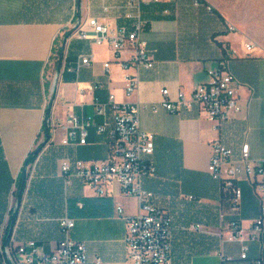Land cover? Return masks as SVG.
I'll list each match as a JSON object with an SVG mask.
<instances>
[{
  "label": "crops",
  "instance_id": "1",
  "mask_svg": "<svg viewBox=\"0 0 264 264\" xmlns=\"http://www.w3.org/2000/svg\"><path fill=\"white\" fill-rule=\"evenodd\" d=\"M128 1L77 0L74 5L71 0H0V264H6L1 251L6 246L35 242L39 255L55 252L65 237L59 225L65 217L75 221L69 237L85 244L90 261L128 264L127 226L117 208L136 216L138 200L124 196L118 184L100 196L77 177L67 182L61 173L64 162L107 158L114 114L98 116L94 100L106 102L109 94L120 104H139L140 127L154 138L149 161L155 173L142 186L152 194L151 205L171 217V264H264V227L259 240L250 238L252 224L261 217L259 198L243 178L242 201L234 208L208 173L210 144L217 140L237 154L248 144L251 159L264 160V0H198V6L196 0H141V38L155 62L151 70L124 69L132 60L130 49L115 60L109 44L79 38L82 26L90 31L89 18L112 30H131L136 21L126 17ZM247 44L253 45L251 52ZM226 49L234 52L228 68L240 84V114L219 131L196 106L177 114L160 107L163 90L177 102L179 94L189 99L207 84L208 72L218 68ZM85 57H91L89 66L82 65ZM128 78L139 80L131 96ZM95 86L101 88L94 91ZM50 111L62 122L72 114L91 118L88 144L63 146L58 135L29 165L18 199L25 162ZM104 122L107 131L99 135L96 126ZM13 217L12 230L6 232ZM232 223L243 231L240 241H229ZM243 247L248 250L245 260Z\"/></svg>",
  "mask_w": 264,
  "mask_h": 264
},
{
  "label": "built area",
  "instance_id": "2",
  "mask_svg": "<svg viewBox=\"0 0 264 264\" xmlns=\"http://www.w3.org/2000/svg\"><path fill=\"white\" fill-rule=\"evenodd\" d=\"M76 2L77 0H71ZM154 4H166L172 0H150ZM198 6L200 2L196 0ZM141 0H130L125 9L129 11L128 19L136 21L131 30L121 27L112 30L107 24L97 18H89L86 22L90 31H79V38L93 41L97 45L109 44L115 60H120L121 54L130 49L133 52L130 65H123L124 69L131 67L136 70L154 68L155 62L148 50L147 43L141 38L144 22L140 13ZM109 8H105L108 12ZM235 32L234 27H230ZM248 52L253 50L252 44H247ZM216 70L208 72L209 82L197 87L188 99L185 94H179L177 102L169 99V91L163 90V100L160 107L169 113L177 114L183 110L196 106L212 122L217 130H221L234 115L242 111L239 101L240 84L230 72L228 65L234 52L226 49ZM91 57L82 59L83 66H89ZM108 65L105 67L108 72ZM127 95H133L139 88L138 78L126 80ZM101 86L93 87L99 90ZM57 92V86L54 87ZM94 107L100 117H105L108 111L114 114V126L111 131L112 142L109 146L107 158L100 162L87 163L76 161L64 162L61 166L62 176L68 181L77 177L86 186L91 187L98 195L104 196L111 184H118L122 194L134 197L139 203V213L136 216H125L121 207L117 208L118 216L125 220L127 226V262L128 264H171L172 261V220L169 213L151 205L152 194L143 186V179L155 173L153 164L149 161L155 151L154 138L142 131L140 127L139 104H120L113 94H109L106 102L95 98ZM155 113L158 107H153ZM43 143L41 138L33 151H46L57 138L62 136V145L86 146L90 137V130L94 127L91 118L68 116L62 122L46 113L43 126ZM108 124L96 126V133L103 135ZM211 156L208 173L218 182L225 198H228L234 208L242 201L243 192L239 183L245 178L261 202V217L252 224L251 240H259L264 227V160H253L250 156V146L243 144L240 153L227 147L220 140L210 144ZM38 149V150H37ZM30 170V166H26ZM64 239L57 249L50 255H39L35 242L12 248L2 247V255L6 264H103L100 259L89 260L85 244L75 242L69 237L75 227V221L65 217L59 222ZM229 241L237 242L242 239L243 231L237 223L230 225ZM247 248H242L241 259L247 258ZM20 258V259H19Z\"/></svg>",
  "mask_w": 264,
  "mask_h": 264
},
{
  "label": "trees",
  "instance_id": "3",
  "mask_svg": "<svg viewBox=\"0 0 264 264\" xmlns=\"http://www.w3.org/2000/svg\"><path fill=\"white\" fill-rule=\"evenodd\" d=\"M39 154H40V151L39 150L38 151H33L30 154V156L28 157V159L26 160L25 166L23 168L22 176H21V179H20V181L18 183L17 190H16V194L18 196H19L20 189L22 188L23 182H25V184H26V179H27L26 166L33 164V162L37 159V157H38ZM24 190H25V186H24ZM13 224H14V217L10 219V221L8 223V227L6 228V232L11 228V226Z\"/></svg>",
  "mask_w": 264,
  "mask_h": 264
},
{
  "label": "water",
  "instance_id": "4",
  "mask_svg": "<svg viewBox=\"0 0 264 264\" xmlns=\"http://www.w3.org/2000/svg\"><path fill=\"white\" fill-rule=\"evenodd\" d=\"M63 51H64V48H63ZM62 61H63V53L61 52V54H60V56H59L58 72H60V70H61ZM49 113H50V112H49ZM24 186H25V182H23L22 188L20 189L18 199H20L21 196H22V194H23ZM11 230H12V227H11Z\"/></svg>",
  "mask_w": 264,
  "mask_h": 264
},
{
  "label": "rangeland",
  "instance_id": "5",
  "mask_svg": "<svg viewBox=\"0 0 264 264\" xmlns=\"http://www.w3.org/2000/svg\"><path fill=\"white\" fill-rule=\"evenodd\" d=\"M72 2H73V1H72ZM75 3H76V2H73L74 5H75ZM55 62H56V61H55ZM52 67H54V65H53ZM51 69H52V68H51ZM54 70H55V69H54ZM54 70H53V69L51 70V75H52V77H53V75H54ZM43 138H44V137L41 138L39 144H42V143H43ZM37 150H38V149H37ZM39 151H40V150H39ZM4 259H5V258H4Z\"/></svg>",
  "mask_w": 264,
  "mask_h": 264
}]
</instances>
